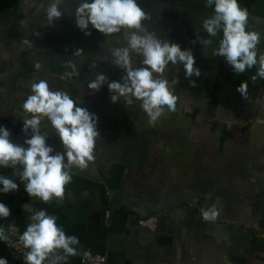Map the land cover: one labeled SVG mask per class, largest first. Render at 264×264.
<instances>
[{"label":"crops","instance_id":"0c3cea01","mask_svg":"<svg viewBox=\"0 0 264 264\" xmlns=\"http://www.w3.org/2000/svg\"><path fill=\"white\" fill-rule=\"evenodd\" d=\"M3 11L0 230L49 264L87 253L107 264H264V0H0ZM73 17L88 21L76 34L102 29L118 43L113 57L127 56L120 36L137 27L139 50L149 32L171 34L185 51L170 65H227L239 79L199 110L197 141L177 109L99 140L95 99L78 91L93 94L96 78L64 72L66 49L93 47L41 37ZM0 264H19L2 240Z\"/></svg>","mask_w":264,"mask_h":264},{"label":"flooded vegetation","instance_id":"af4514ba","mask_svg":"<svg viewBox=\"0 0 264 264\" xmlns=\"http://www.w3.org/2000/svg\"><path fill=\"white\" fill-rule=\"evenodd\" d=\"M4 11L0 16L4 15ZM20 16V15H19ZM86 19V18H85ZM18 20H26L24 17H19ZM6 27V24L4 25ZM50 29H53L51 25L49 27H46V32L44 31V34L41 36L43 38H54L55 41L53 42H58V41H63V43H69L65 39V33L64 34H56L55 32H50ZM69 34V33H66ZM71 34V31H70ZM9 35V34H8ZM11 36V35H10ZM67 36V35H66ZM7 40V35L6 36H0V41L5 42L4 40ZM11 42V41H10ZM91 47H93V52L95 54V49L99 52L96 56L97 59L95 60L96 65H91L93 60L92 59L90 63V71L91 76H94L96 78V82L98 83L97 86V92H93V96L95 99L96 97H99L103 100H105V103L107 101L113 102L114 99L118 98H113L114 94L120 93L121 99L118 101L119 103L116 106H122L124 110H127L125 113L124 110L119 109L113 114H108V119L107 122H102L100 118H97V115L95 116V113L93 112V122L95 126H100V130L98 129L97 133H94V136L98 138L99 140L102 138H108V139H114L115 137H118L117 141L119 139L123 138V128L124 125H133L135 127H139V124L141 123L140 120H142L144 123H152L151 119L154 118L155 116V111L151 113V115H147L146 111H152L153 109H156L154 105H157V107L162 106L161 104H149V103H144L142 99V95L145 94L143 92H151L152 88H154V84H148V85H143L141 83V80L139 79V74H132L133 71L130 72V74L123 73V70L118 69V64H115V61L120 59L117 57H113V55H117V53L120 51V48L118 46H115L114 44L107 43L105 45V48L100 49L98 48L92 41L90 44ZM52 46L56 49L57 45L52 44ZM70 45H67V48ZM87 46V45H85ZM96 46V47H95ZM71 47V46H70ZM88 49H91L90 46H87ZM53 50V49H52ZM57 50V49H56ZM137 50V48H136ZM76 52V51H72ZM102 60L101 62H99ZM179 63L176 65H168L166 67L167 72L164 73L165 78H169L170 80H174L173 78L179 76L181 80L184 81L183 89L181 91V87L179 90H176L175 84H173L171 81H166L168 82L171 87L169 88L170 90H166L168 88H164L166 91L165 93L170 95V98H174V95L170 93H186V90L189 91V93H193L195 96L193 97V100L190 101L195 107L197 105V101L195 102V99L200 98L201 104H198V109L197 115L199 113V110L201 111L202 108L207 104H213L214 102V96L215 92H218V90H226L229 88L232 83L234 82L236 85L237 80L239 79V74L235 68H231L230 66L227 65H221V66H215V65H204L202 62H189L187 59L181 58L178 60ZM132 66V65H131ZM126 70V69H125ZM113 72H115L113 74ZM85 73L83 74L85 76ZM231 74L234 75L231 77ZM242 74V73H241ZM148 75H153V74H148ZM242 77H246V74L243 73L241 75ZM129 77V78H128ZM133 79H136L135 81H132ZM139 79V80H137ZM187 79H193L194 80V85L192 84V87L188 86V83L186 82ZM153 80V79H151ZM139 81V87L137 82ZM232 81V82H231ZM159 82V80L155 81ZM106 85V87L103 85ZM168 84V85H169ZM112 93V95H111ZM186 96H184L185 98ZM113 98V99H112ZM195 98V99H194ZM96 100V99H95ZM117 101V100H116ZM145 101H151L150 98L146 97ZM152 103V102H151ZM171 103H175L172 102ZM190 103L187 104V102L182 101V103H177L176 106H178L179 111H188L190 114H192L191 110L189 111L190 108ZM183 104H187L185 108L183 107ZM195 107H192L195 109ZM96 108V104H95ZM143 109V111L141 110ZM158 109V108H157ZM94 110V109H92ZM107 110V108H103V111ZM178 110V108H177ZM146 113V116H140V113ZM68 113V112H66ZM155 113V114H154ZM153 114V115H152ZM118 118V120H116ZM157 117H155V120ZM125 122V123H124ZM150 132V131H149ZM153 133V131H151ZM116 141V138L114 139Z\"/></svg>","mask_w":264,"mask_h":264},{"label":"rangeland","instance_id":"374dc122","mask_svg":"<svg viewBox=\"0 0 264 264\" xmlns=\"http://www.w3.org/2000/svg\"><path fill=\"white\" fill-rule=\"evenodd\" d=\"M4 16L6 17L7 14H4L3 16H0V20L4 19ZM135 19H138L137 21H135V25L137 24V22H139V18H137L135 15H133ZM118 18L114 21V23H116V27L110 23H108L106 25V30L109 32H113V31H119L120 30V25H118L119 22ZM69 23L65 25V39L67 42H72L74 40L77 41L78 46L80 44L88 45L91 43V41L98 47V48H104L105 44H107L108 39H109V35H106L102 32L97 33V34H93V35H89L87 33L85 34H76L78 31L82 32L85 30L86 25L88 24L87 19H83V18H77V17H73V19H69ZM121 21H125V20H121ZM0 24H3L2 22ZM139 27V25H138ZM130 28V27H129ZM127 29L126 33L124 35H121L120 37L122 38L123 41V46H124V50H122V53L127 54L126 57H121L120 59L115 61V64H118V69L119 70H123V73H127L130 74L131 71H133L132 74H139V79L141 80V83L143 85H148V84H154V88H152L151 92H147L148 94H146V92H143L145 94L142 95V101L144 103H149L151 105L153 104H161L162 106L157 107V105H154V107L159 111V114H155L154 116L157 117L158 119H161L162 121L171 119V117H173V113L171 112L172 110H175L179 108L177 105V103H182V101L184 100V102H187V104L190 103L191 100H193V97L195 96L193 93H189V91L186 90V93H170L172 95H174V98H170L169 94L167 95L164 90V88H170L171 85L166 82V81H171L173 84H175L176 90L181 87V91L183 89V85L184 81L181 80L179 78V76L173 78L174 80H170L169 78H165L164 73L167 72L168 70H166V67L169 65V60L167 57H172L175 55H178L179 52H174L176 50L178 51H185V48H183V44H177L175 48V46L172 43V38L173 35L168 34V35H158L155 33H151L149 32L147 35V37L149 39H153V43H151V45L148 47L147 45H145V47L142 50H139V28L135 27L134 29ZM69 30V31H68ZM70 31L71 34H70ZM69 33V34H66ZM64 34V33H62ZM67 35V36H66ZM75 38V39H74ZM151 42V41H150ZM95 46V47H96ZM73 47V46H72ZM137 48V50H136ZM126 49V50H125ZM99 52L97 51V49H95V54L93 52V48L88 49V47L85 48V50H83L80 54L79 52H72L71 49H66L65 50V67H64V72H68V73H77L78 71L80 72L82 71H86V72H91L90 69V63L85 65V66H73L75 65L77 62H83L85 60V63L87 62V60L91 61L92 59L95 58V60L97 59V54ZM117 57V56H116ZM118 58V57H117ZM132 65V66H131ZM126 69V70H125ZM115 72H113L114 74ZM91 74V73H90ZM135 74V75H136ZM148 74H153V75H148ZM86 76V75H85ZM129 78V77H128ZM137 79V80H139ZM153 79V80H151ZM159 82H155V81ZM186 82L188 83L189 87H192V84L194 83L193 79H187ZM138 87H139V81L137 82ZM169 84V85H168ZM34 85V84H31ZM194 85V84H193ZM106 87V85H103ZM72 89H74L73 86H71ZM166 89V90H170V89ZM76 89H74L72 92L75 93ZM78 91H80L79 94L82 93L87 95V96H91L94 97L91 92H88L87 90H84V92H82L81 89H78ZM97 92V89H95L94 93ZM112 95V93H111ZM120 93L114 94L113 98H118V99H114L113 102L111 101H107L105 104V100L96 97L95 96V104H96V108H92L94 109L93 112H95V114L97 115V118H100L102 122H107L108 119V113L109 114H113L114 112H116L119 109H123L122 106H116L119 102V100L121 99V97L119 96ZM85 96V97H87ZM184 96H186L184 98ZM74 97V96H73ZM148 97L151 99V101H145V98ZM112 98V99H113ZM173 99V102H175L174 104L171 103ZM195 99V98H194ZM117 100V101H116ZM197 101V105L196 107L190 103V108L189 111L191 110L192 114L186 116V121L190 122L191 128H192V134L189 137L190 138V142L192 139H196V135L194 133V129L195 127L198 125L197 122L200 121V117L197 115V111L196 109H198V104H201L200 98H197V100L195 99V102ZM152 102V103H151ZM186 104V105H187ZM82 105V103H81ZM185 104H183L182 108L186 107ZM192 107H195L192 108ZM213 107V106H212ZM211 107V108H212ZM103 108H107V110L103 111ZM213 109V108H212ZM143 111V109H141ZM177 110V111H178ZM125 113L127 112V110H124ZM95 115V116H96ZM146 116V113L142 112L140 113V116ZM148 116L151 115L147 114ZM200 116H202V114L200 113ZM118 120V118L116 119ZM140 124L139 126L145 125L146 123H144L142 120H140ZM100 125V124H99ZM98 126V125H97ZM197 130V129H196ZM195 130V131H196ZM198 132V130H197ZM188 138V137H187ZM197 141V139H196ZM196 141L194 143H196ZM165 149V148H164Z\"/></svg>","mask_w":264,"mask_h":264},{"label":"built area","instance_id":"2783aa9c","mask_svg":"<svg viewBox=\"0 0 264 264\" xmlns=\"http://www.w3.org/2000/svg\"><path fill=\"white\" fill-rule=\"evenodd\" d=\"M0 240L11 246L19 264H49L42 262L25 243L14 239L11 234L0 230ZM81 264H107V258L99 254L87 253L83 255Z\"/></svg>","mask_w":264,"mask_h":264},{"label":"trees","instance_id":"16d2710c","mask_svg":"<svg viewBox=\"0 0 264 264\" xmlns=\"http://www.w3.org/2000/svg\"><path fill=\"white\" fill-rule=\"evenodd\" d=\"M85 75L90 76L91 74L90 73H86Z\"/></svg>","mask_w":264,"mask_h":264}]
</instances>
